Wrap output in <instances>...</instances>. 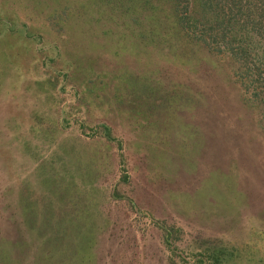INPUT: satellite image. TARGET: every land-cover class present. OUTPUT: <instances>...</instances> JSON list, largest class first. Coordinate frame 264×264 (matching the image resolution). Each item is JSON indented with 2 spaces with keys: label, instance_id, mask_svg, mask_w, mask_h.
<instances>
[{
  "label": "rangeland",
  "instance_id": "1",
  "mask_svg": "<svg viewBox=\"0 0 264 264\" xmlns=\"http://www.w3.org/2000/svg\"><path fill=\"white\" fill-rule=\"evenodd\" d=\"M196 3L0 0V264H264V75Z\"/></svg>",
  "mask_w": 264,
  "mask_h": 264
},
{
  "label": "trees",
  "instance_id": "2",
  "mask_svg": "<svg viewBox=\"0 0 264 264\" xmlns=\"http://www.w3.org/2000/svg\"><path fill=\"white\" fill-rule=\"evenodd\" d=\"M196 4L201 7L202 15L200 24H193L194 29L202 40L207 38L224 46L234 74L248 75L242 70L258 66L264 75V0H197ZM241 81L250 85L248 79ZM255 81L264 85V78L259 75Z\"/></svg>",
  "mask_w": 264,
  "mask_h": 264
}]
</instances>
